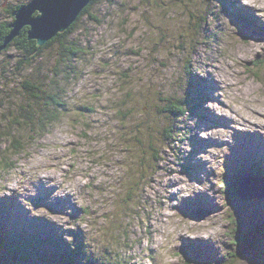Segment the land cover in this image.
I'll return each mask as SVG.
<instances>
[{
  "label": "rangeland",
  "instance_id": "obj_1",
  "mask_svg": "<svg viewBox=\"0 0 264 264\" xmlns=\"http://www.w3.org/2000/svg\"><path fill=\"white\" fill-rule=\"evenodd\" d=\"M31 1L0 0V23ZM260 4L96 0L79 20L85 53L72 73L59 64L61 119L0 164V227L42 239L41 253L4 262L0 250V264H51L80 247L70 264H165L166 250L174 264H264V191H252L254 159L264 175ZM9 54L0 70L15 80ZM239 230L259 238L242 248Z\"/></svg>",
  "mask_w": 264,
  "mask_h": 264
},
{
  "label": "trees",
  "instance_id": "obj_2",
  "mask_svg": "<svg viewBox=\"0 0 264 264\" xmlns=\"http://www.w3.org/2000/svg\"><path fill=\"white\" fill-rule=\"evenodd\" d=\"M95 2L96 0H92L68 30L59 33L44 45H39L37 40L30 39L27 33L29 26H25L18 36L11 40L4 49L0 50V55L3 54L5 57H9V52L14 50L17 58L15 71L13 72L16 77L15 80L14 77H11L13 69H9L8 65L10 64L0 70V149L5 146V150L1 149L0 152H8L7 156L1 154L0 164L2 162V164L6 163L9 168L13 167L11 163L7 162L10 157L18 159L31 141L46 135L47 131L61 119L62 110L67 106L66 98L68 94L63 85L64 83L60 81L61 79L65 81L66 77L63 76L59 64L71 68L70 73L74 72V63L78 62L79 57L85 53V50L81 48L80 41L76 38L81 27L79 20L86 13L89 16L92 15L90 10ZM16 8L18 7L15 6L14 10ZM10 23L7 21L0 24V47L12 30ZM46 56H48V59L52 57L51 67H46L45 64L42 65V59H45ZM40 62L41 65H39ZM3 63L0 62V66ZM8 80H10V83L7 82ZM11 81L15 82L12 87H10ZM171 103L169 102L166 105V109L180 114L177 102ZM253 164H256V160ZM259 167L260 164L254 165L253 170L256 172H253V174L256 176H260L262 173ZM243 170H245V167H242L241 171ZM242 178L243 175L239 177V180ZM235 191L237 193L236 187ZM0 231L4 232L0 233V250L4 262L28 258L24 250L42 242L40 238H25L19 230L14 228L2 230L0 227ZM238 233L237 240L242 248L249 244L248 241L251 239L259 238L250 235L246 231L243 232V230H239ZM80 250L75 255L72 254V259L75 262H77L75 259L83 251L81 247ZM223 264L228 263L224 262Z\"/></svg>",
  "mask_w": 264,
  "mask_h": 264
},
{
  "label": "water",
  "instance_id": "obj_3",
  "mask_svg": "<svg viewBox=\"0 0 264 264\" xmlns=\"http://www.w3.org/2000/svg\"><path fill=\"white\" fill-rule=\"evenodd\" d=\"M91 2L92 0H32L13 12L12 15L15 14L16 21L11 24L12 30L5 38L0 50L18 36L25 25L30 26L29 38L37 40L39 45H44L59 33L68 30ZM36 11L41 13L35 15ZM246 183L251 187L250 183ZM238 194L242 195L241 189L238 190Z\"/></svg>",
  "mask_w": 264,
  "mask_h": 264
},
{
  "label": "clouds",
  "instance_id": "obj_4",
  "mask_svg": "<svg viewBox=\"0 0 264 264\" xmlns=\"http://www.w3.org/2000/svg\"><path fill=\"white\" fill-rule=\"evenodd\" d=\"M259 6L264 8V4H260ZM205 107L209 108V110H215V102L208 101ZM185 195H188V193H185ZM0 198H3V195H0ZM178 260H179V257H176L174 255H168L167 250L165 251V264H174V262Z\"/></svg>",
  "mask_w": 264,
  "mask_h": 264
},
{
  "label": "bare ground",
  "instance_id": "obj_5",
  "mask_svg": "<svg viewBox=\"0 0 264 264\" xmlns=\"http://www.w3.org/2000/svg\"><path fill=\"white\" fill-rule=\"evenodd\" d=\"M8 36V35H7ZM247 147H248V145H247ZM251 150V149H250ZM261 150V149H260ZM250 152V151H249ZM262 153H264V152H262ZM244 160H246V159H244ZM248 181L250 182V183H252V181L251 180H249L248 179ZM258 183H262V184H264V179H263V181L262 180H260V181H258ZM255 213V212H254ZM257 214V213H256ZM202 215V214H201ZM253 216V215H252ZM254 217V216H253Z\"/></svg>",
  "mask_w": 264,
  "mask_h": 264
},
{
  "label": "flooded vegetation",
  "instance_id": "obj_6",
  "mask_svg": "<svg viewBox=\"0 0 264 264\" xmlns=\"http://www.w3.org/2000/svg\"><path fill=\"white\" fill-rule=\"evenodd\" d=\"M1 24V23H0Z\"/></svg>",
  "mask_w": 264,
  "mask_h": 264
}]
</instances>
